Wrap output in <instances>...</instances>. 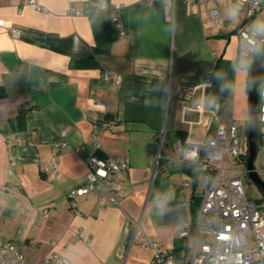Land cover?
I'll list each match as a JSON object with an SVG mask.
<instances>
[{
    "label": "crops",
    "instance_id": "obj_1",
    "mask_svg": "<svg viewBox=\"0 0 264 264\" xmlns=\"http://www.w3.org/2000/svg\"><path fill=\"white\" fill-rule=\"evenodd\" d=\"M26 1L0 0V239L34 263L55 252L74 264H155L150 241L190 260L201 192L182 189L197 170L174 145L189 135L184 105L206 116L219 106L226 129L249 119L253 57H239L235 0H37L43 11ZM183 87L196 95L186 100ZM205 134L200 125L190 136ZM94 141L102 156L129 158L119 206L99 207L94 193L72 206ZM51 163L56 171L42 173ZM187 224L189 239L179 238Z\"/></svg>",
    "mask_w": 264,
    "mask_h": 264
},
{
    "label": "built area",
    "instance_id": "obj_2",
    "mask_svg": "<svg viewBox=\"0 0 264 264\" xmlns=\"http://www.w3.org/2000/svg\"><path fill=\"white\" fill-rule=\"evenodd\" d=\"M174 5V0H167ZM197 2L198 0H187ZM27 4L37 11L43 7L37 0H27ZM151 5L153 0L144 2ZM231 9L230 20L238 21V53L241 60L254 57L264 45V32L251 27V22L260 14L264 0H235ZM118 12L112 20L117 27L123 22ZM70 15L80 12L75 7L69 8ZM211 18L217 25L225 21L219 9H212ZM14 38L21 31L11 29ZM19 76L23 71L19 70ZM186 100H191L197 93V87H183ZM258 119L264 142V79L260 89ZM188 111L196 112L198 121L187 120ZM182 123L188 126L189 135L185 141H179L174 149L181 154L180 163L197 170L183 184V190L196 187L201 192L200 203L196 213V236L190 245V260L180 264H264V209L259 208L258 201L247 192L243 178L247 176L249 119H232L227 129L221 122L219 106L205 115L202 106L182 107ZM202 125L206 129L205 138L194 140L190 134L194 126ZM94 154L87 163L85 183L69 194L72 206L76 201L89 194H96L99 207L119 206L121 204V187L117 176L129 170V158L116 160L110 156L100 155V144L94 141ZM264 146V144H263ZM163 150V138L159 144L157 160ZM171 161H175L171 159ZM58 165L51 163L41 168L47 174L56 171ZM261 170H264V151ZM257 170V169H256ZM259 173L260 171L257 170ZM48 211L45 215H48ZM139 225L131 231L134 241L139 234ZM200 234L212 237V243L198 241ZM188 224L181 228L179 238L189 239ZM148 248L154 251L155 264H178L173 253L163 246L150 241ZM0 264H74L59 253H50L39 263L30 261L19 246L10 240L0 239Z\"/></svg>",
    "mask_w": 264,
    "mask_h": 264
},
{
    "label": "water",
    "instance_id": "obj_3",
    "mask_svg": "<svg viewBox=\"0 0 264 264\" xmlns=\"http://www.w3.org/2000/svg\"><path fill=\"white\" fill-rule=\"evenodd\" d=\"M264 72V45L261 48L258 57L255 59L249 77L248 107H249V131H248V160L247 171L248 178L255 184L264 198V182L259 177L255 167V160L259 149V119L258 107L260 104L258 94L261 78Z\"/></svg>",
    "mask_w": 264,
    "mask_h": 264
},
{
    "label": "rangeland",
    "instance_id": "obj_4",
    "mask_svg": "<svg viewBox=\"0 0 264 264\" xmlns=\"http://www.w3.org/2000/svg\"><path fill=\"white\" fill-rule=\"evenodd\" d=\"M253 21L255 23L253 24L252 28H254L255 30L264 31V8H263V11L260 14H258V16ZM258 55H259V53L255 54L254 57L252 58V60H253L252 65H253L255 59L258 57ZM261 88H262V85H261ZM263 144H264V142H263V137H262V134H261V141H260V144H259V149H258L257 157H256V160H255V167H256L257 170L260 171L258 173L259 177L264 182V170H261L262 169L261 168L262 156H263V151H264ZM243 181H244V186H245L246 191L251 193L252 196L257 201H259V208L260 209H264V198L261 195L260 191L255 186V184L248 178V176H245L243 178ZM198 239H199L200 243H202V242L212 243V237H210V236H206V235L200 234Z\"/></svg>",
    "mask_w": 264,
    "mask_h": 264
},
{
    "label": "trees",
    "instance_id": "obj_5",
    "mask_svg": "<svg viewBox=\"0 0 264 264\" xmlns=\"http://www.w3.org/2000/svg\"><path fill=\"white\" fill-rule=\"evenodd\" d=\"M263 79H264V72H263V75H262V78H261V83H260V88H259V94H258V98L260 99V89H261V85H262V83H263ZM261 129H259V144H260V141H261ZM101 155V154H100ZM161 162H162V160H161V158L159 159V165H161ZM191 171H193V169H190V172ZM258 203H259V201H258Z\"/></svg>",
    "mask_w": 264,
    "mask_h": 264
}]
</instances>
